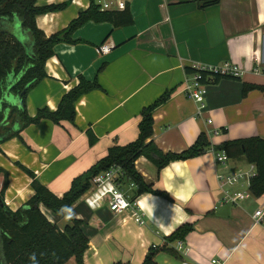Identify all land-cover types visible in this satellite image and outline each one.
Returning <instances> with one entry per match:
<instances>
[{"label": "crops", "instance_id": "obj_1", "mask_svg": "<svg viewBox=\"0 0 264 264\" xmlns=\"http://www.w3.org/2000/svg\"><path fill=\"white\" fill-rule=\"evenodd\" d=\"M36 1L38 6L65 5L37 16V26L46 37L65 29L92 2L101 7L111 1V8L104 11H122L114 0ZM125 1L133 24L87 22L74 33L80 42L56 45L45 64L47 76L28 92L27 113L35 116L45 107L55 111L81 77L100 85L76 102L74 123L43 119L24 128L20 137L0 144V189L8 180L5 204L16 211L31 199L36 193L31 186L34 178L62 197L73 180L89 172L111 147L135 141L142 111L170 92L153 114L157 147L163 153H180L203 133L210 143L201 155L171 161L162 169L147 156L135 162L146 183L170 198L143 193L136 199L138 206L115 214L108 199L90 207L85 201L89 190L66 214L43 203L41 211L60 229L81 221L89 240L85 264H143L153 250L158 251L157 264H215L213 260L264 264V223L255 217L256 211H264V195H254L250 185L242 183L225 189L247 191V198L225 203L218 179L254 163L246 156H228L226 164L217 161L225 141L264 138V93L243 94L244 83L264 86V0H220L207 8H201L199 0ZM20 26L16 20L13 30L27 41ZM108 43L114 44L113 50L98 53ZM226 61L237 64L242 75L207 84L204 106L185 95V85L194 75L187 68ZM22 74H9L5 91L11 94ZM11 105L22 108L21 97L15 96ZM22 121L16 119L15 130L21 129ZM90 132L97 137L93 145ZM132 184L120 180L130 197L136 191ZM133 210L142 213L143 224L135 220ZM184 225L192 227L185 239L169 241ZM69 264H77L75 258Z\"/></svg>", "mask_w": 264, "mask_h": 264}, {"label": "trees", "instance_id": "obj_2", "mask_svg": "<svg viewBox=\"0 0 264 264\" xmlns=\"http://www.w3.org/2000/svg\"><path fill=\"white\" fill-rule=\"evenodd\" d=\"M201 8L216 5L220 0H199ZM65 5L51 4L38 6L36 0H0V101L5 89V80L9 74L22 73L20 80L11 87V94L20 96L22 108L3 103L0 109V144L15 136L20 137L21 131L33 123L49 119L56 124L64 121L74 123L76 119V102L85 94L100 85L97 80L89 81L81 77L79 84L66 93L55 111L45 107L39 109L35 116L27 113L26 97L42 79L47 76L45 64L55 54V47L59 43L76 44L81 39H75L74 33L89 21L110 22L115 27L129 26L134 19L129 8L122 11H102L99 5L92 2L90 7L82 11L69 25L46 37L38 28L36 18L40 14L61 10ZM20 21V28L28 34L29 39L23 41L13 30L14 22ZM26 42V43H25ZM189 73H199L203 82L215 83L222 78L220 74L196 68H187ZM213 75L214 78L211 77ZM238 78V77H235ZM213 80V81H212ZM260 90L264 93V86L244 83L243 94ZM171 94L165 92L152 105L142 111L139 122L138 138L126 145H115L109 149L106 156L100 159L89 172L75 178L68 191L62 197L55 195L47 186L34 178L31 186L35 195L13 211L4 202V191L8 186L6 179L0 189V264H69L75 258L77 264H85L84 253L88 248L89 240L81 227V221L74 220L72 224L60 229L51 222L40 209L43 203L55 212L66 214L69 208L85 195L91 188V178L97 174L118 167L122 177L120 180L133 183L136 191L130 197L135 201L143 193L158 194L170 198L165 191H159L149 185L143 176L136 170L135 162L141 156L151 158L162 169L171 161L186 160L201 155L210 143L206 134H201L196 142L180 153H163L154 143V111L168 101ZM22 118L21 129L15 130V121ZM90 144L97 142V137L89 133ZM230 158L246 156L249 162L256 165V175L250 183V190L256 196L264 195V138L250 137L239 140L225 141L221 144ZM32 177L35 175L25 168ZM192 227L184 225L178 228L169 238V241L183 240L191 232ZM158 251H151L143 264H157L155 256Z\"/></svg>", "mask_w": 264, "mask_h": 264}, {"label": "built area", "instance_id": "obj_3", "mask_svg": "<svg viewBox=\"0 0 264 264\" xmlns=\"http://www.w3.org/2000/svg\"><path fill=\"white\" fill-rule=\"evenodd\" d=\"M113 2H106L101 5V10H107L111 8ZM116 7L120 10L126 9V1L125 0H114ZM114 44L108 43L101 45L97 51L100 54H108L113 50ZM199 70L209 71L212 74H220L222 77H240L242 75L241 68L231 62L226 61L222 65L218 66H210V67H194ZM258 71V70H257ZM212 78L213 75H211ZM213 81V80H212ZM210 82H203L200 80V74L194 73L192 80L187 81L184 93L189 98L195 100L202 106L205 105V99L207 95V84ZM211 122V121H210ZM229 160V157L225 151H220L217 153V161L223 164ZM121 173L120 168L112 167L110 170L97 174L91 178L92 188L90 192L86 194L85 201L86 203L92 207H99L104 200H109V207L111 211L115 214L122 213L123 211L135 208L138 206V202L131 201L130 196L127 195L117 184V174ZM256 175V165L252 164L249 169L243 170L239 169L233 171L229 174H220L218 175V179L220 181L221 192L223 193L222 201L230 204H238L240 201L247 198V191H229L225 189V187H234L237 185H242V183H246L250 185L252 178ZM134 185V184H132ZM133 215L135 220L143 224V215L142 213L136 210H133ZM255 217L257 218V222L264 223V211L258 210L255 213ZM218 260H213V263L218 264Z\"/></svg>", "mask_w": 264, "mask_h": 264}, {"label": "water", "instance_id": "obj_4", "mask_svg": "<svg viewBox=\"0 0 264 264\" xmlns=\"http://www.w3.org/2000/svg\"><path fill=\"white\" fill-rule=\"evenodd\" d=\"M3 97L2 100L0 101V109L2 108V105L4 102L8 103L11 105L12 102L15 101V96L10 94L8 91H5V89L3 90ZM0 202H3V199L0 198Z\"/></svg>", "mask_w": 264, "mask_h": 264}]
</instances>
